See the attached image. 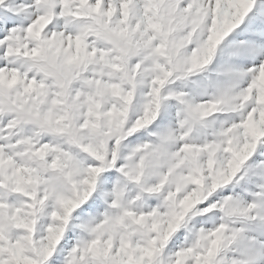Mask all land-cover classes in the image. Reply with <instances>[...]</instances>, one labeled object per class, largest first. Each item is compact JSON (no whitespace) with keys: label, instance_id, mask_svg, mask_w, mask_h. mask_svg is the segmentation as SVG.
<instances>
[{"label":"snow or ice","instance_id":"snow-or-ice-1","mask_svg":"<svg viewBox=\"0 0 264 264\" xmlns=\"http://www.w3.org/2000/svg\"><path fill=\"white\" fill-rule=\"evenodd\" d=\"M0 264H264V0H0Z\"/></svg>","mask_w":264,"mask_h":264}]
</instances>
